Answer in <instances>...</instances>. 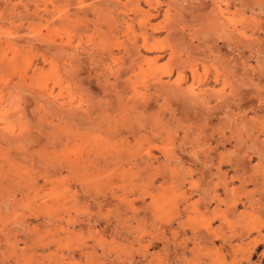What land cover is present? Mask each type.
Wrapping results in <instances>:
<instances>
[{"label":"rangeland","instance_id":"1","mask_svg":"<svg viewBox=\"0 0 264 264\" xmlns=\"http://www.w3.org/2000/svg\"><path fill=\"white\" fill-rule=\"evenodd\" d=\"M0 264H264V0H0Z\"/></svg>","mask_w":264,"mask_h":264}]
</instances>
